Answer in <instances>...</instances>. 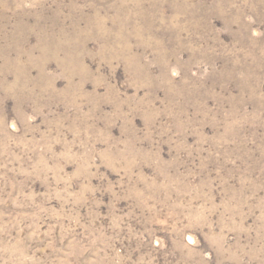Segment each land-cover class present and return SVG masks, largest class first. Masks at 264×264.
<instances>
[{
	"label": "rangeland",
	"instance_id": "obj_1",
	"mask_svg": "<svg viewBox=\"0 0 264 264\" xmlns=\"http://www.w3.org/2000/svg\"><path fill=\"white\" fill-rule=\"evenodd\" d=\"M0 264H264V0H0Z\"/></svg>",
	"mask_w": 264,
	"mask_h": 264
}]
</instances>
